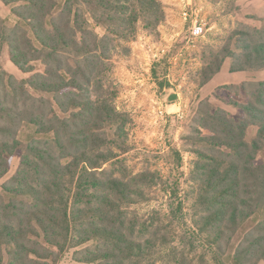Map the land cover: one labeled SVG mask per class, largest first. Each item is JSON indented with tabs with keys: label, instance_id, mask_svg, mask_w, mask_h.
Instances as JSON below:
<instances>
[{
	"label": "trees",
	"instance_id": "1",
	"mask_svg": "<svg viewBox=\"0 0 264 264\" xmlns=\"http://www.w3.org/2000/svg\"><path fill=\"white\" fill-rule=\"evenodd\" d=\"M1 2L0 181L16 154L20 163L0 190V264H58L72 249L85 264L264 262V79L224 85L231 98L215 96L220 103L198 95L183 136L196 156L187 191L195 230L175 244L172 218L184 210L177 182H164L169 222L132 209L163 180L128 169L132 118L110 76L140 24L159 31L163 2ZM5 50L22 76L4 68ZM227 60L231 72L264 71V23L204 47L199 85Z\"/></svg>",
	"mask_w": 264,
	"mask_h": 264
},
{
	"label": "rangeland",
	"instance_id": "2",
	"mask_svg": "<svg viewBox=\"0 0 264 264\" xmlns=\"http://www.w3.org/2000/svg\"><path fill=\"white\" fill-rule=\"evenodd\" d=\"M161 1L166 19L159 31L149 33L140 24L136 38L130 43L131 53L126 55L117 51L114 54L110 76L119 87L118 108L128 111L132 118L128 126L130 148L123 155L128 169L134 173L151 170L163 180L151 190L148 200L133 204L132 209L145 217H161L169 222L171 194L165 191L169 184L164 182L168 179L177 182L180 198L184 201L183 213H178V219L172 218L173 237L178 244L185 231L195 230L192 200L187 197V191L192 160L196 156L183 141V136L188 132L198 95L212 97L220 103L215 96L220 95L225 101L231 98L224 85L264 79V71L231 72L230 60H227L223 70L208 85L201 87L202 51L206 46H221L236 28L260 27L264 23V0ZM184 10L190 14L188 20L184 19ZM3 11L0 0V12ZM191 18L206 22L204 36L191 37ZM6 51L2 58L4 68L22 76L9 61ZM172 92L177 96L169 101ZM177 151L181 157L176 155ZM260 160H264V152L260 154ZM19 163L20 156L16 154L10 171L0 181V190L2 183L16 172ZM206 250L201 244L197 247L199 254ZM73 252V249L64 251L58 264H85L76 262Z\"/></svg>",
	"mask_w": 264,
	"mask_h": 264
},
{
	"label": "built area",
	"instance_id": "3",
	"mask_svg": "<svg viewBox=\"0 0 264 264\" xmlns=\"http://www.w3.org/2000/svg\"><path fill=\"white\" fill-rule=\"evenodd\" d=\"M183 16L185 20H188L190 18V14L187 10L183 11ZM192 22V26L190 27L191 30V37L197 38L205 35L206 31V22L203 19H192L190 20Z\"/></svg>",
	"mask_w": 264,
	"mask_h": 264
},
{
	"label": "water",
	"instance_id": "4",
	"mask_svg": "<svg viewBox=\"0 0 264 264\" xmlns=\"http://www.w3.org/2000/svg\"><path fill=\"white\" fill-rule=\"evenodd\" d=\"M176 93L175 92H172V93H170V95H169V101H173V100H175V98H176Z\"/></svg>",
	"mask_w": 264,
	"mask_h": 264
}]
</instances>
